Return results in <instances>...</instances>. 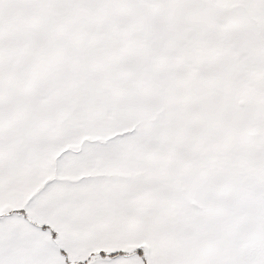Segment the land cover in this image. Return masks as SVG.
<instances>
[{
    "label": "snow or ice",
    "instance_id": "1",
    "mask_svg": "<svg viewBox=\"0 0 264 264\" xmlns=\"http://www.w3.org/2000/svg\"><path fill=\"white\" fill-rule=\"evenodd\" d=\"M0 264H264V0H0Z\"/></svg>",
    "mask_w": 264,
    "mask_h": 264
}]
</instances>
